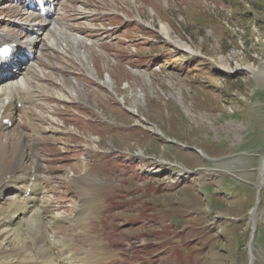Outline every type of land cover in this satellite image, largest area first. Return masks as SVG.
<instances>
[{
	"label": "rangeland",
	"instance_id": "1",
	"mask_svg": "<svg viewBox=\"0 0 264 264\" xmlns=\"http://www.w3.org/2000/svg\"><path fill=\"white\" fill-rule=\"evenodd\" d=\"M85 1L65 0L69 9L73 2L82 8ZM141 1L88 0V5L91 10L112 9L120 16L126 13L134 17L125 20L131 25L148 24L150 29L153 24L155 32L128 26L122 33L118 30L116 34L123 35H117L111 44L102 47L101 41L91 38L92 47H79V55L88 53L82 61L49 58L65 68H80L90 80L102 76L99 84L109 92L117 90L115 95L121 96L120 104L124 101V108L129 111L117 109L112 128L102 124L97 113L85 105L78 109L83 116L78 122L72 110L58 107V122L68 128L75 126L80 133L73 135L75 139L61 136V144L54 140L59 136H50V144L46 142L45 152L50 147L64 152L66 143L74 146L70 152H64H68L69 160L62 159L58 164L44 162V166L56 168L55 172L62 175L52 177L58 182L50 185L60 195H48L52 197L50 209L64 218H72L77 212L75 215L69 212H75L79 204L76 200L88 196L81 197L85 192L77 185L96 178L110 181L112 186L111 193L104 194L103 199L99 197L103 191H94L102 212L91 220L90 230L86 225L81 228L70 223L71 232L66 234L64 224L68 221H64L58 239L70 243L68 250L82 262L91 259L85 249L92 250L93 260L89 264L101 257H114L110 242H129L132 247L121 255L118 264H250L246 245L251 232V212L258 201L257 213L252 217L255 226L251 254L252 264H264V182L257 198L260 162L264 158V74L259 73L264 66V0H186L184 8L183 0H156L158 6L155 2L144 6ZM62 10L65 14L55 21L66 32L65 25L76 22L67 19L70 11L63 6ZM160 28L166 30L169 41L159 36ZM166 42L179 43L201 56L192 58ZM57 45L60 47V42ZM112 56L120 63H115ZM96 61L102 62V67L94 70L88 67ZM242 67L252 71H242ZM256 68L260 70L255 72ZM113 71H119L121 78L118 73L114 76ZM125 72L128 78L123 79ZM30 78L44 85L36 73ZM81 80L89 87L94 86L96 95L102 99L95 95L87 102L91 105L96 102L109 110L104 100L111 96L103 95L96 81ZM74 81L64 84L66 95L76 84ZM45 89L57 91L44 86ZM77 92L80 93L78 89ZM34 94L33 99L40 104L54 99L42 95L41 89ZM111 101L115 102L113 98ZM29 115L33 116V125H43L33 114L28 113L27 118ZM119 123L134 127L120 128ZM45 129L55 132L50 124L42 127ZM113 149L119 155L105 154ZM35 150L39 156L35 160L37 171L31 173L42 176L39 168L43 156ZM60 155L57 152L53 156ZM64 166L68 167L67 172L61 173ZM83 169L92 177H75ZM63 175H70L76 184L70 183V178L65 177L64 181ZM107 187L104 184L103 188ZM65 203L71 209L58 211L66 207ZM104 207L113 211L111 216ZM33 220L36 219L22 225L16 234L28 232ZM36 221L38 230L29 237V244H23L21 252H14L16 257L21 258L23 251L33 252L34 243L39 242L41 248L45 247L43 254L65 259L67 249L56 240L48 242L52 241V232ZM117 227L125 230L120 234L106 231ZM6 246L2 248L7 249ZM11 250L2 249L0 257H6Z\"/></svg>",
	"mask_w": 264,
	"mask_h": 264
},
{
	"label": "bare ground",
	"instance_id": "2",
	"mask_svg": "<svg viewBox=\"0 0 264 264\" xmlns=\"http://www.w3.org/2000/svg\"><path fill=\"white\" fill-rule=\"evenodd\" d=\"M132 1L133 0H127V3H132ZM72 4L73 5L70 8L71 14L67 19L70 21H75L76 23L65 25L66 32H64L61 25L57 24L55 21L52 24L51 29L47 30V32L43 34V38H41V40L43 42H49V44L53 43L55 46V51H51L50 48L45 45L46 50L50 51L44 54L45 58L49 59L52 56H56L57 58L64 57L73 60L80 58L82 61V58L88 56V53L84 52V54L79 55V47H84V45H86L90 48L94 45V42L90 41L91 38H94L96 41H101L100 37L103 36L104 39H109V37L112 35V33L107 30L102 34H99L97 37H91L87 34V31H95L98 33V31H100V25L98 24L99 20H94V18H104L112 15L120 16L117 11L112 9H97L99 11L93 13L91 10L92 7H89L88 5V0H86L85 3H82V8L76 7L75 2ZM105 11H109L111 13H107ZM82 18L87 20V24L84 27H87L89 30H82V28H80L78 21ZM95 24H98L99 26L95 27ZM137 24L140 23L137 22ZM125 25L131 24L130 22L125 21ZM34 27L35 25L30 26V28ZM143 27L149 28L150 26L148 24H143ZM72 32H75L78 35H83L84 38H82V36H78L77 34L72 35ZM159 33V36L161 35L163 38H165V40H168L166 30L164 28H160ZM57 42H60V47H58ZM169 43L173 45L176 50L186 52L192 58L201 56V54H193L192 51H190L184 45H180L176 42ZM262 68L264 69V66ZM263 69L260 70L259 68H256L255 72L260 70L259 73L264 74V71H262ZM240 70L246 72L252 71L250 68L246 67H242ZM35 73L38 75L36 71H27L20 74L17 72L16 74L18 75L11 84L0 86V254L3 253L2 245L5 241H12V235H14V233L16 234V232L22 228V225L27 226L30 220L37 218L42 226L52 232V241L48 240V242L51 243L56 240L57 243L62 244V247L67 249V255L63 260H58V258H55L52 255H45L42 253L45 251V247L41 248L39 242H37L34 243L33 252L23 251L21 258L16 257V254L14 253L15 250L12 248V250L6 254V257H0V264H89V261L93 260L91 252L92 250L85 249V251H89V258L91 259L88 262H82V259L74 258L73 256L75 254L68 250L70 243L65 244L66 241L64 239H58V233L62 231V224L64 221L70 222L71 226L78 225L81 226V228L82 225H86L90 230V223L92 222L91 220L102 212V204L99 203L98 194L95 192L93 194H89V192L95 188L97 183L93 180H87L86 183L90 188L88 191V196L85 199L79 200V204L77 206L78 211L74 217L64 218L61 213L52 211L50 209L52 205V197L48 196V193H51L53 197L55 194L60 195V193H57L55 188H52L50 185L51 179L54 178L46 174H43L42 176H36L31 173L32 169H36L37 166L35 160H38L39 157L37 156L36 150L34 148L35 140L24 144L22 140L23 136L20 122L16 123L17 114H19L21 118H27V114L30 113L35 115L36 120L42 122L43 125L50 124L51 118L46 117V115H48V113L54 112L55 108L48 104H40L33 99V95H35L34 93L38 91V89L42 90V95L45 97H53L55 100H59L60 102H63L64 100H68L70 102V100L75 101L76 99L82 102L84 100L81 99V94L77 92V84H74L75 86L72 84L73 88L69 89V95H66L65 93H59L58 91H50L46 89L43 90L44 85L35 82L36 79L30 78L34 76ZM38 77L40 76L38 75ZM15 102H21V107L19 109L16 108V104L14 106ZM86 103L91 107L93 106L87 101ZM122 104L124 105V101ZM3 118L9 119V121L12 123L11 129L7 133L3 132ZM30 121L31 125L35 127L32 120ZM26 145H28V148ZM261 172L262 165L260 168V175ZM6 176L9 178V180H6ZM30 176L34 177L33 180H31L32 178H30ZM65 177L70 178V181L72 180L70 175L69 177L68 175H65L64 181H67L65 180ZM17 182L22 183L24 188L30 189V192L27 196L24 194L25 191H20L19 194H16L13 197L8 196L10 190H15V188L19 190V187L16 186ZM263 182L264 171L259 177V185H261V183L263 184ZM70 183L76 184L74 181H71ZM106 193L110 194L111 190L109 189L103 191L99 197H102L103 199V196ZM256 213V210L252 212V220H254L252 217ZM98 233L100 234L99 230ZM45 245L47 246L46 243ZM101 258L102 261H100V259L92 264H115L113 256H105ZM78 259L81 262L77 261ZM13 260L15 261L13 262Z\"/></svg>",
	"mask_w": 264,
	"mask_h": 264
},
{
	"label": "water",
	"instance_id": "3",
	"mask_svg": "<svg viewBox=\"0 0 264 264\" xmlns=\"http://www.w3.org/2000/svg\"><path fill=\"white\" fill-rule=\"evenodd\" d=\"M261 165H262V172H261V175H262V173L264 171V159L261 161ZM259 191H260V188H258V191H257V198L259 196ZM257 205H258V201L256 202L255 206L253 207L252 212L254 210H256ZM250 222H251V232H250L249 240L247 242L246 247H247V250H248V253H249V259H250L249 263L252 264L253 257H252V254H251V243H252V239H253V235H254L253 233H254V226L255 225H254V220L250 219Z\"/></svg>",
	"mask_w": 264,
	"mask_h": 264
},
{
	"label": "trees",
	"instance_id": "4",
	"mask_svg": "<svg viewBox=\"0 0 264 264\" xmlns=\"http://www.w3.org/2000/svg\"><path fill=\"white\" fill-rule=\"evenodd\" d=\"M260 231H263L262 229H260ZM264 238V237H263ZM263 238H261V241H263Z\"/></svg>",
	"mask_w": 264,
	"mask_h": 264
}]
</instances>
